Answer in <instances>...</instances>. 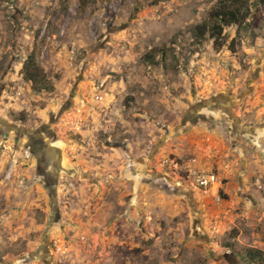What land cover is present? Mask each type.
<instances>
[{
    "label": "rangeland",
    "instance_id": "374dc122",
    "mask_svg": "<svg viewBox=\"0 0 264 264\" xmlns=\"http://www.w3.org/2000/svg\"><path fill=\"white\" fill-rule=\"evenodd\" d=\"M218 2L0 0V264H264L239 252L264 250V174L225 191L219 160L251 147L206 112L222 95L264 119V6L217 50L197 26ZM30 53L52 91L23 78Z\"/></svg>",
    "mask_w": 264,
    "mask_h": 264
},
{
    "label": "trees",
    "instance_id": "16d2710c",
    "mask_svg": "<svg viewBox=\"0 0 264 264\" xmlns=\"http://www.w3.org/2000/svg\"><path fill=\"white\" fill-rule=\"evenodd\" d=\"M249 0H219L218 6L208 12V20L202 22L197 26L200 35L209 33L213 40V47L217 50L225 45L226 38L223 32L225 28L236 26L237 31L250 24L248 18L257 19L260 8L255 7V11L251 12L248 6ZM258 5L264 6V0H258ZM264 35V33H263ZM234 38L228 44L231 50L234 49ZM21 74L23 78L30 82L35 91H52L53 84L48 79L43 68L38 64L33 53H30L23 61L21 67ZM232 246V245H231ZM249 260H264V250L257 248H248L239 250Z\"/></svg>",
    "mask_w": 264,
    "mask_h": 264
},
{
    "label": "crops",
    "instance_id": "0c3cea01",
    "mask_svg": "<svg viewBox=\"0 0 264 264\" xmlns=\"http://www.w3.org/2000/svg\"><path fill=\"white\" fill-rule=\"evenodd\" d=\"M239 101L238 99L233 101L231 98H224L220 95L211 98L208 104L211 106L206 110V112L214 113L211 109L224 108L228 118H230L234 124L233 130L236 134L234 139L237 146L241 144V140L244 138L246 141L245 144L251 147L250 152L245 150L244 153L233 155L229 163L219 160L218 169L219 173L227 180L225 182V191L227 192H231L232 188L233 190L235 189V182L230 179H239L240 189L241 191H245V189H249L248 183L252 172L256 171L262 175L264 174V119L261 120V122L258 121L256 125L243 128V120H240L237 114H233L232 111L233 103H238ZM212 116L213 114L210 115V117ZM258 117L259 116H255L254 118L259 119Z\"/></svg>",
    "mask_w": 264,
    "mask_h": 264
},
{
    "label": "built area",
    "instance_id": "2783aa9c",
    "mask_svg": "<svg viewBox=\"0 0 264 264\" xmlns=\"http://www.w3.org/2000/svg\"><path fill=\"white\" fill-rule=\"evenodd\" d=\"M188 184L203 197L210 198L214 203L222 201L221 190L224 187L221 175L210 169H189Z\"/></svg>",
    "mask_w": 264,
    "mask_h": 264
},
{
    "label": "flooded vegetation",
    "instance_id": "af4514ba",
    "mask_svg": "<svg viewBox=\"0 0 264 264\" xmlns=\"http://www.w3.org/2000/svg\"><path fill=\"white\" fill-rule=\"evenodd\" d=\"M221 112V111H220ZM221 114V113H220ZM31 143V142H30ZM39 145H41L42 146V144L40 143Z\"/></svg>",
    "mask_w": 264,
    "mask_h": 264
}]
</instances>
